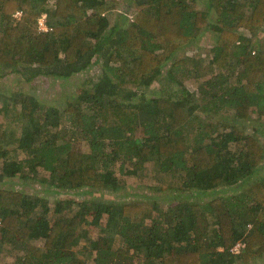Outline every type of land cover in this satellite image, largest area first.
Returning a JSON list of instances; mask_svg holds the SVG:
<instances>
[{"label": "trees", "instance_id": "16d2710c", "mask_svg": "<svg viewBox=\"0 0 264 264\" xmlns=\"http://www.w3.org/2000/svg\"><path fill=\"white\" fill-rule=\"evenodd\" d=\"M207 29L208 47L176 56ZM92 67L64 105L22 90L3 99L0 260L257 264L264 142L249 120L264 121V0H0V75L66 79ZM148 163L173 200L113 197ZM14 176L112 197L52 204L4 184Z\"/></svg>", "mask_w": 264, "mask_h": 264}, {"label": "rangeland", "instance_id": "374dc122", "mask_svg": "<svg viewBox=\"0 0 264 264\" xmlns=\"http://www.w3.org/2000/svg\"><path fill=\"white\" fill-rule=\"evenodd\" d=\"M124 5L125 4L123 2H120L118 9L120 10L126 8L124 7ZM200 6H203V2L200 3ZM118 9L115 10L117 11ZM116 11L111 14L113 15V21L115 18ZM211 37H213L212 31L210 29L205 30L193 43L189 44L188 46L182 47L181 49L179 48L178 52L176 53V56H187L192 54V52L194 51L202 49L205 46L208 47V43L212 40ZM96 74L97 72L95 67H92L90 70H86L83 72H77L73 76L66 79L55 77L52 74L48 75L44 73H39L34 77L28 78L20 75L17 72L9 71L8 73L0 75V107L3 105V99L6 97V95H10L17 90L36 94L44 102L47 103L64 105L67 100L71 99L72 95H81L83 93V88L85 84L89 83L90 79L95 78ZM156 83L157 82H155V84ZM187 84L189 85L191 84V82L187 80ZM154 93L155 85H151L150 90L147 94L154 95ZM256 115L249 120V129L250 131H253L254 128V131H256V135H258L264 142V121H260V119H258ZM216 116L218 117L219 115ZM85 148H87V146H85ZM159 178V171L154 170L152 164L148 163L146 167L140 172V175L137 177L136 181L129 180L125 188H123L120 193L116 195L113 194V197L122 198L128 196V198H130L139 193H146L150 194L151 198H158L159 201H162V203L167 204L170 200H173V196L171 192L157 190V183L160 180ZM4 184L10 187L24 189L34 195L46 196L50 198L52 204L53 201L57 198L63 196L72 197L74 196V194L78 198H86L89 201L97 199L96 197L100 196L101 194L102 197H112V195H109V192L103 195V193L98 191V189L96 188H90L91 191L84 193L81 190L85 189L86 186L81 187L78 190L75 189L72 191L48 190L44 184H41L35 179H29L25 182L17 176L8 178ZM207 197H205V199ZM95 218L99 219L101 223H104L106 220V215L104 214L103 217L95 216ZM89 226L92 228L93 236H96L99 231V226L95 224H89ZM237 244L234 246V250L240 247ZM256 263L264 264V257L257 258ZM0 264H13V255L7 252L4 253L2 259L0 260Z\"/></svg>", "mask_w": 264, "mask_h": 264}, {"label": "built area", "instance_id": "2783aa9c", "mask_svg": "<svg viewBox=\"0 0 264 264\" xmlns=\"http://www.w3.org/2000/svg\"><path fill=\"white\" fill-rule=\"evenodd\" d=\"M15 15L17 17L20 16L21 15V11L20 10L16 11ZM39 21H40V27L42 29H48V26L46 24V14L45 13L40 17V20ZM0 223H1V218H0ZM237 245L240 246V243H238ZM238 250H239V248H237L235 251H238Z\"/></svg>", "mask_w": 264, "mask_h": 264}]
</instances>
